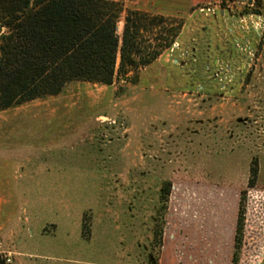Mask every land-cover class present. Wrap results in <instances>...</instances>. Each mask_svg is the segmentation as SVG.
<instances>
[{
    "label": "rangeland",
    "instance_id": "1",
    "mask_svg": "<svg viewBox=\"0 0 264 264\" xmlns=\"http://www.w3.org/2000/svg\"><path fill=\"white\" fill-rule=\"evenodd\" d=\"M139 4L178 47L0 111L1 264H264V2Z\"/></svg>",
    "mask_w": 264,
    "mask_h": 264
},
{
    "label": "trees",
    "instance_id": "2",
    "mask_svg": "<svg viewBox=\"0 0 264 264\" xmlns=\"http://www.w3.org/2000/svg\"><path fill=\"white\" fill-rule=\"evenodd\" d=\"M122 12L113 0H0V111L55 96L74 81H131L127 75L152 64L181 29L177 23L160 39L152 30L161 33V17L126 10L118 36ZM237 223L239 249L241 212Z\"/></svg>",
    "mask_w": 264,
    "mask_h": 264
},
{
    "label": "crops",
    "instance_id": "3",
    "mask_svg": "<svg viewBox=\"0 0 264 264\" xmlns=\"http://www.w3.org/2000/svg\"><path fill=\"white\" fill-rule=\"evenodd\" d=\"M213 0H190V5L191 6H195L197 4H203V3H206V2H212ZM252 1V0H251ZM261 2H264V0H259ZM130 4H132V6H134V9L135 10H141V9H144V5H140L139 4V0H134L133 2H131ZM183 31H184V28H182L177 40L179 38H181V35L183 34ZM184 43V42H183Z\"/></svg>",
    "mask_w": 264,
    "mask_h": 264
},
{
    "label": "built area",
    "instance_id": "4",
    "mask_svg": "<svg viewBox=\"0 0 264 264\" xmlns=\"http://www.w3.org/2000/svg\"><path fill=\"white\" fill-rule=\"evenodd\" d=\"M259 22V21H258ZM258 22H256L255 23V26L257 27V25H258ZM241 24H243V22L241 21ZM242 26H244V25H242ZM256 29V28H255ZM172 47H178V44L176 43V42H174V43H172V45H171Z\"/></svg>",
    "mask_w": 264,
    "mask_h": 264
},
{
    "label": "water",
    "instance_id": "5",
    "mask_svg": "<svg viewBox=\"0 0 264 264\" xmlns=\"http://www.w3.org/2000/svg\"><path fill=\"white\" fill-rule=\"evenodd\" d=\"M239 1H241V2H246L247 4H251V3H252L251 0H239ZM0 33H1V30H0Z\"/></svg>",
    "mask_w": 264,
    "mask_h": 264
}]
</instances>
